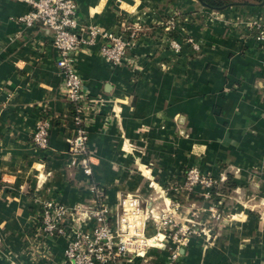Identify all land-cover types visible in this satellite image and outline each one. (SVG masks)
Returning a JSON list of instances; mask_svg holds the SVG:
<instances>
[{
    "label": "crops",
    "instance_id": "crops-1",
    "mask_svg": "<svg viewBox=\"0 0 264 264\" xmlns=\"http://www.w3.org/2000/svg\"><path fill=\"white\" fill-rule=\"evenodd\" d=\"M223 1L76 0L79 24L134 42L118 64L100 54L101 40L78 53L99 106L82 155L69 151L71 104L51 34L24 19L29 0H0V264H68L71 238L40 229L44 204L68 207V224L92 231L102 203L119 239L130 197L155 213L180 201L177 218L199 225L181 264H264V39L249 25L264 21V0ZM172 12L180 20L171 35ZM41 117L54 119L46 150L32 140ZM192 166L227 187L220 221L204 188H184ZM158 232L112 264H166L173 240L148 219L145 235Z\"/></svg>",
    "mask_w": 264,
    "mask_h": 264
},
{
    "label": "built area",
    "instance_id": "built-area-1",
    "mask_svg": "<svg viewBox=\"0 0 264 264\" xmlns=\"http://www.w3.org/2000/svg\"><path fill=\"white\" fill-rule=\"evenodd\" d=\"M30 11L24 19L29 24L45 26L52 36V42L58 52L57 66L61 76V87L71 104L73 119V137L69 151L72 154L85 155L88 150L89 128L93 125L99 111L98 104L92 101L88 90L77 67L78 53L83 46L95 44L101 40L99 52L114 64L125 61L126 52L134 44L133 40L124 38L113 32H105L98 26L79 24L76 0H29ZM180 13L172 12L164 21L165 30L171 35L176 23L180 20ZM250 27L257 32L259 39H264V21H250ZM188 39V38H186ZM173 46L181 47L177 39H172ZM54 123L52 117H41L32 134L36 148L46 150L50 147V130ZM85 172L91 173V168L85 160ZM222 179L203 173L196 166L185 171L184 188L193 191L196 187L204 188V200L210 203L209 212L215 221L225 216L223 205L226 196L220 192L213 193V189ZM99 195L102 191L93 187ZM181 207L180 201L173 202L168 208L155 213L146 204H142L134 197L125 198L119 217V232L122 236L117 239L116 230L110 223L105 205L97 203L91 212L97 220V226L92 231L75 230L69 225L67 218L71 213L68 207L44 204L40 229L45 235H63L71 238L65 255L68 264H112L120 261L128 252L139 253L148 240L156 241L159 232L154 237L145 235L146 222L155 219L158 230L166 228L174 243L170 259L166 264H181L180 249L186 245L191 235L199 234V225L185 224L177 218V211ZM192 214L199 216L198 210ZM124 236H127L124 238ZM153 241V242H154Z\"/></svg>",
    "mask_w": 264,
    "mask_h": 264
},
{
    "label": "trees",
    "instance_id": "trees-1",
    "mask_svg": "<svg viewBox=\"0 0 264 264\" xmlns=\"http://www.w3.org/2000/svg\"><path fill=\"white\" fill-rule=\"evenodd\" d=\"M204 1L207 2L211 8L221 7L222 5H224L227 2V1H223V0H204ZM226 190H227V187L225 186V184L222 185V183H218L216 188L213 189V193L218 191L222 194H226V192H225Z\"/></svg>",
    "mask_w": 264,
    "mask_h": 264
},
{
    "label": "water",
    "instance_id": "water-1",
    "mask_svg": "<svg viewBox=\"0 0 264 264\" xmlns=\"http://www.w3.org/2000/svg\"><path fill=\"white\" fill-rule=\"evenodd\" d=\"M200 1L202 2V4L208 6V4L205 1H203V0H200Z\"/></svg>",
    "mask_w": 264,
    "mask_h": 264
}]
</instances>
